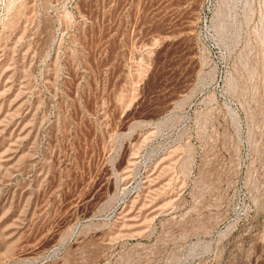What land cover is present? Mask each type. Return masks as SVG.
Listing matches in <instances>:
<instances>
[{
    "label": "rangeland",
    "instance_id": "obj_1",
    "mask_svg": "<svg viewBox=\"0 0 264 264\" xmlns=\"http://www.w3.org/2000/svg\"><path fill=\"white\" fill-rule=\"evenodd\" d=\"M0 264H264V0H0Z\"/></svg>",
    "mask_w": 264,
    "mask_h": 264
},
{
    "label": "bare ground",
    "instance_id": "obj_2",
    "mask_svg": "<svg viewBox=\"0 0 264 264\" xmlns=\"http://www.w3.org/2000/svg\"><path fill=\"white\" fill-rule=\"evenodd\" d=\"M229 1V0H228ZM232 1H235V0H232ZM245 3V2H244ZM230 14V13H229ZM262 18V17H261ZM263 40V39H262ZM262 43V42H261ZM129 222V221H128Z\"/></svg>",
    "mask_w": 264,
    "mask_h": 264
}]
</instances>
